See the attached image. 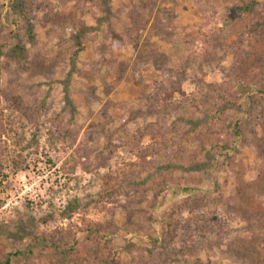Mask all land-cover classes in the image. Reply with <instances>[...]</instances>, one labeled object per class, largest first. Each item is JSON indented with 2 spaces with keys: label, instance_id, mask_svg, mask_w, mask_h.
Here are the masks:
<instances>
[{
  "label": "rangeland",
  "instance_id": "rangeland-1",
  "mask_svg": "<svg viewBox=\"0 0 264 264\" xmlns=\"http://www.w3.org/2000/svg\"><path fill=\"white\" fill-rule=\"evenodd\" d=\"M13 1L16 3L18 0H0V24L3 25L2 28L0 27L1 40H8L13 44L19 41L26 51L34 54H38V48L49 42L52 50L58 48L60 46L58 40L52 41L49 37L52 28L48 22L45 24L46 22L43 21L45 28L37 26L33 30V38L28 36L27 30H24L26 25L24 26L23 19H18L13 24L14 19L9 10ZM140 2V10H144L148 16L145 30L140 37L122 49L114 48L110 38L112 35L123 33L129 26L130 16L133 14L132 0H101L95 8L100 13L98 17L92 14L83 17L90 38L85 50L73 64L76 73H72L71 77L65 74L72 68L69 59L53 67L52 64L56 61H51L52 55L41 56L46 63L50 62L51 66L43 70L45 74L43 82L35 83L32 79L33 86L39 85L40 94L27 99V102H33L35 105L41 96H47L50 112L42 118L48 122L52 113L60 110L62 96L67 91H72L78 110L77 130L73 135L66 134L67 140L60 139L51 143L48 136L43 134L38 138L39 145L35 144L25 152H21L18 148L15 150L9 144L8 153L11 155L0 156V163H7V166L11 167V160L22 156L27 168L18 173L12 172V168L5 170L4 174L7 177L2 179L0 185V200L3 202L0 209V225L8 226L13 220L20 218H34L35 225H38L35 233L51 234L66 228L72 230L69 222L80 226V218L84 213L108 234L106 239L113 241L119 254L118 259L124 261L130 259L129 255L123 252L128 242L148 249L157 246V253H161L162 245L166 244L165 218L174 214L178 208L189 206L191 201H197L203 207L207 205L205 206L207 212H213L212 214L227 219L220 226L217 236H212V242L219 241L222 252L230 247L235 249L232 259L217 256L212 264H264V235L252 239L247 233L248 230L264 227L259 211L257 213L252 210V207L258 204L256 196L246 195L249 190L244 189L242 200L237 198L233 203L229 201L238 189L239 183L246 186L253 181H259V186L264 188V151L260 153L251 145L255 142L248 139L256 128L260 133L257 132L259 139H256L260 144L259 149H264L262 135L264 129L259 128L264 126V98L252 96L253 100L250 101L251 95L256 94L257 89L255 85L252 86L249 93L239 96L234 105L227 109L224 119L212 126L217 129L208 127L214 119V114L207 101V97H210L212 92L224 89L225 80L234 78L231 67L235 61L237 43L244 51L250 52V43L253 39H258L257 53L253 54L251 60L253 59L252 63L257 66L259 64L264 66V32L259 25L264 24V17L256 13L252 15L245 13L241 21L230 20V13L235 5L257 6L259 3L264 4V0H140ZM206 12L211 13L209 19ZM227 17L229 21L223 23L225 30L217 31L218 23ZM210 23L213 27L211 30L217 32V49L225 47L223 49L225 51L219 52L220 54L214 59L205 56L207 60L203 62L187 61L189 55L186 42L191 38L198 39L203 33V28ZM66 45L69 49L72 47V44L66 43ZM5 51H8V48ZM154 52L164 54L169 62L167 68L158 69L152 59ZM9 56L13 58L14 63L10 59H4L15 67L17 60L12 54ZM103 57L116 58L124 71L118 85L111 82L112 78H108L103 85L91 76L92 63ZM56 59L64 58L58 56ZM34 60L33 62L38 65V61ZM181 61L186 67L180 79L187 94V101L180 103L181 106L178 104L177 109L183 110L176 121L178 126L175 124L172 129L168 128L165 132L166 138L162 140V142H170L172 148L176 150V155L174 159H167L166 154L159 151L153 157L154 163L158 162L157 166L167 165L162 170L166 171L163 175L171 177L172 180L167 183L160 196L156 197L150 193L148 202L140 206L139 212L138 206L133 203L138 198L134 193H131L130 197L125 195L117 197L115 204L114 201L99 203V199L95 198L98 199V203L85 205L86 201L81 202L83 198L90 201V196H97L100 191L98 180L93 175L84 173L81 166L75 174H67L62 168L63 165L78 150L80 151L79 147L84 141V136L89 141L97 142L98 146L103 144L107 147L111 144L106 148L107 150L119 142L124 143L127 134L122 124L126 121L128 109L133 105L140 107L143 100L153 91L154 81L168 80L170 78L168 69H178ZM148 62L154 65L146 64ZM100 68L103 71V66L100 65ZM132 70L141 78H136ZM5 80L6 77L2 76L3 86L6 85ZM175 98L170 101V106L182 100L180 95ZM191 104L197 106H191L190 109ZM188 110L189 116H187ZM30 112L34 113L32 108ZM130 127L133 132L137 131L134 125ZM178 127L183 128L182 131ZM152 129L150 127L147 131ZM185 131L187 134L190 132L191 137L186 136L182 139L179 135ZM33 132L34 129L30 126L22 132L24 143H32ZM74 135L76 139L72 138ZM177 136L182 142L180 141V145L175 148L173 143L176 142ZM139 142L143 147L151 144L150 140L142 139L141 135L134 137V143L139 144ZM165 145L166 143H163L164 147ZM133 148H136V145ZM92 150L93 156L100 154L98 153L100 149L96 150L94 147ZM119 152L121 159L114 158L115 161H110V164H130L136 170L140 169L138 151L129 154L120 149ZM176 156L180 161L176 160ZM100 171L103 173L106 170L101 168ZM73 201L78 203L73 205L71 204ZM151 203H153L152 207H150ZM128 205H130L129 211L126 210ZM74 206L78 210L77 213L70 221L64 220L61 214L67 208ZM100 206H106L103 209L105 211H102ZM197 207L201 206L197 205ZM148 216L151 218L145 219ZM45 219L51 221L45 223L42 221ZM112 223L117 229L115 234L109 235L107 229ZM238 231L241 233L238 234ZM84 236L83 233H78L79 239L82 240ZM197 257L204 258L203 255ZM184 258L189 257L185 255ZM186 263H189V260H186Z\"/></svg>",
  "mask_w": 264,
  "mask_h": 264
},
{
  "label": "trees",
  "instance_id": "trees-1",
  "mask_svg": "<svg viewBox=\"0 0 264 264\" xmlns=\"http://www.w3.org/2000/svg\"><path fill=\"white\" fill-rule=\"evenodd\" d=\"M100 2L101 0H18L16 3L13 1L10 5L9 10L14 19L13 24L18 19H23L24 26L26 25L24 30H27L28 36L33 38V30L37 26L45 28L43 21L46 22L45 24L48 22L52 28L49 37H51L52 41L58 40L60 46L52 50L49 47V42L40 46L38 54H34L28 50L26 51L19 41L13 44L8 40H1L2 37H0V156L11 155L8 153L9 144L15 150L18 148L21 152H25L26 149L33 145H39L38 138L43 134L48 136V140L51 143L60 139L65 141L67 140L66 134L73 135L77 130L76 118L78 110L75 104L76 98L72 91H67L62 96L60 110L53 112L48 122L42 118L50 112L47 103L48 97L41 96V99L35 105L33 102H27V99H32L35 95L37 97L40 94L39 85L33 86L32 79L35 83L43 82L45 77L43 70L51 66L50 62H45L44 58L41 57L42 55L53 56L51 61H56L55 64H52L53 67L57 66V63H64L69 59L72 68L67 73H65L66 71L64 73L71 77V74L75 72L73 64L80 53L85 50L90 38L88 37L83 17L88 14L98 17L100 13L95 8L98 7ZM132 4L133 14L130 16L129 26L123 33L112 35L110 38V43L114 48L122 49L131 44L145 30L148 16L144 13V10H140V0H132ZM1 5L3 6L2 2ZM245 13L249 15L256 13L260 17H264V4L259 3L257 6L248 4L246 7L235 5L230 13V20L234 22L241 21V18L245 17ZM206 14L208 17L211 13L206 12ZM228 21L227 17L222 22H219L216 30L224 31L223 23ZM259 25L262 32H264V24L260 23ZM0 27H3L2 23ZM212 28V23L208 24L203 28V33L200 34L198 39L194 40L191 38L186 42L189 55L187 61L196 60L203 62L206 58L214 59V57L225 51L223 50L225 47L217 49V32L211 30ZM66 43L72 44V47L69 49ZM258 44V39H253L250 43L251 51L246 52L237 43L235 61L231 67V74L234 78L225 80L223 83L224 89L214 91L210 97H207L209 108L214 114L213 121L208 124L209 128L217 129L212 126L217 124L218 121L220 122L222 118L224 119L227 109L234 105L239 96L249 93L252 86L255 85L257 89L256 94L251 95L250 101L253 100L252 96L264 98V66L262 64L257 66V64L252 63L253 59L251 60L253 54L257 53ZM7 48L8 51H5ZM9 54H12L14 59L17 60L15 67L12 64L14 63L13 58H10ZM159 55H162V57H159ZM58 56L64 59L57 60ZM205 56L206 58H204ZM4 58L10 59L12 63ZM34 59L38 61V65L33 62ZM152 59L158 69L167 68L169 62L164 54L154 52ZM183 63L181 61L178 69H168L170 74L168 80L154 81L153 91L150 96L143 100L140 107L133 105L128 109V116L122 124L125 126L124 131L127 134L126 138H124V143L119 142L116 146L107 150L106 148L110 147L111 144L107 147H104L103 144L98 146L97 142L89 141L84 136V141L81 142L79 147L80 151L78 150L63 165L62 168L67 174H75L78 167L81 166L84 173L93 175L98 180L101 187L100 191L97 196H90V201L83 198L81 202L86 201L85 205L98 203V199L99 203L114 201L115 204V202L117 203V197L122 195L130 197V194L134 193L138 198L137 201L132 202L138 206L137 210L139 212L140 206L148 202L150 193L156 197L160 196L167 183L172 180L171 177L163 175L166 171L163 172L162 170L167 165L157 166L158 162L154 163L153 157L159 151L163 152L164 155L166 154L165 157L167 159H174V155H176V150L172 148L170 142H162V140L166 138V130L168 131V128L172 129L175 124L177 125L176 121L183 113V110L177 109L178 104L181 106L180 103L187 101V94L183 90V82L180 79L184 75L186 68ZM146 64L154 65L152 62ZM100 65L103 66V71ZM91 70V76L103 85L108 78H112L111 82L114 85H118L124 74L114 57H103L100 60H95L91 65ZM19 71L24 73H19ZM132 73L136 75L134 70H132ZM137 75L136 78L140 79L141 76ZM2 76L6 77L5 86L1 83ZM177 95H180L182 100L170 106V101L176 99ZM191 106L197 105L191 104L190 109H192ZM31 108L34 113L30 112ZM189 110L187 111V116H189L191 111ZM152 120L154 121L152 122ZM130 125H134L137 131L133 132ZM29 126L34 129L31 144L24 143V133H22ZM150 127L153 128L152 131H147ZM259 128L263 130L264 126H259ZM182 129L180 130L182 131ZM257 132L260 134L255 128L248 139L249 141H254L255 143L251 145L262 153L264 149L260 150V144L256 141V139H259ZM109 134H111V131ZM140 135L142 139L150 140L151 144L143 147L140 142L139 144L134 143V137H140ZM262 135L264 139V131ZM104 136L107 137L106 135ZM179 136L182 139L183 137L186 138V136L188 138L191 137L190 132L187 134L186 131ZM179 136L175 138V143L172 142L175 148L180 145V141L182 142ZM72 138L76 139V136L74 135ZM163 143H166L165 147ZM135 145L136 148H133ZM94 147L96 150L100 149L99 155H92ZM120 149L129 154H134L135 151H138V157L140 158L138 168L140 169L136 170L130 164H110V161L114 160V158L115 160L116 158L121 159L119 156ZM149 158L152 160H148ZM178 161L180 160L178 159ZM11 162V167L7 166V163H0V185H2V179L7 177L4 174L7 168H12L11 170L14 173L27 168L22 156H17ZM101 168L106 171L102 173L100 171ZM156 168L158 169L156 170ZM259 185V181H253L246 184V186L243 183H239L238 189L229 201L233 203L237 198L242 200L244 197L242 194L245 193L244 189H248L249 192L246 195L252 194L253 197L256 196L255 198L258 201L256 202L258 204L252 207V210L257 213L259 211V216L264 221V188ZM95 198L98 199L96 200ZM76 202L78 203V201H73L71 204L74 205ZM198 203L200 202L191 201L189 206L178 208L174 214L172 213L171 216L165 218L167 225L166 244L162 245L161 253H157V246L148 249L128 242L125 244L123 252L127 253L130 259H125L124 261L123 259L122 261L118 259L119 254L113 241L106 239L108 234L96 223H93L84 213L80 218V226L69 222L72 230L66 228L54 231L51 234L35 233V228H38V225H35L34 218L16 219L8 226L5 224L0 225V264H171L172 262L177 264H212L217 256L232 259L235 249L230 247L227 251L222 252L220 242H212V236H217L220 226L227 219L220 218L218 214H212L213 212H207L205 208L207 205L203 207ZM2 205L3 202L0 200V209ZM130 205H128L127 211L130 210ZM197 205L201 207H197ZM152 206L153 203L150 204V207ZM100 208L105 211L103 209L106 206H100ZM77 211L75 206L73 208L69 207L61 216L64 220L70 221ZM150 218L151 216H148L145 219ZM232 220L234 219L232 218ZM42 221L46 223L51 220L45 219ZM116 229L114 223L110 224L107 229L109 235L115 234ZM79 232L85 235L82 240L78 238ZM240 233L238 231V234ZM247 233L251 235L252 239L261 238L264 235V227H258L257 230H248ZM185 255L189 258H184ZM198 255H203L204 258L197 257ZM186 260H189V263H186Z\"/></svg>",
  "mask_w": 264,
  "mask_h": 264
}]
</instances>
